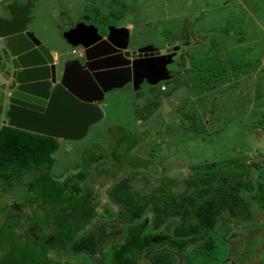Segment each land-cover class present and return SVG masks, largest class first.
Returning <instances> with one entry per match:
<instances>
[{
    "label": "rangeland",
    "instance_id": "rangeland-1",
    "mask_svg": "<svg viewBox=\"0 0 264 264\" xmlns=\"http://www.w3.org/2000/svg\"><path fill=\"white\" fill-rule=\"evenodd\" d=\"M25 1L34 5L29 30L65 59L77 58L81 53L80 48L67 43L64 33L83 20L103 29L110 23L124 25L130 32L131 49L150 45L167 51L179 47L184 54L181 66L175 70L176 85H144L139 92L132 87L112 91L101 105L103 120L91 127L85 139L60 142L54 169L57 177L77 173L83 152L92 146L96 153L105 152L110 157L111 144L121 143L124 138L123 147L135 141L148 144L141 146L139 153L153 161L149 170L129 168L128 158L118 163L105 160L89 168L87 194L99 214L86 233L105 232L120 239L121 235L116 234L127 222L126 216L122 214L123 206L116 205L110 193L117 181L131 175L136 176L130 178L133 189L142 195L138 200L147 204L150 219L154 215L151 209L165 218V210L171 212L185 199L199 197L195 189L188 190L186 186L194 177L202 176L208 181L216 173L210 179V189L221 195L227 190L224 179L239 177L249 167L264 178V0ZM211 47L221 54L216 55L220 60L207 64L219 65L225 75L215 80L217 87L212 93L207 92L198 100L193 94L190 96L191 91L198 89L193 90L189 81H196L195 86L200 84V67H204L207 53L213 55ZM159 90L166 91L165 95ZM145 116L150 119L144 121ZM202 123L205 134L200 129L192 130ZM225 162L228 167H224ZM159 189L157 194L155 190ZM30 194L18 187L0 196V225L3 210L10 206L11 214L19 212L23 217L18 232L28 229L27 218L33 208L22 206ZM133 199L134 203L137 199ZM252 213L255 222H264V215ZM218 231L215 264H227L228 260L232 264H264V253L260 254L264 251V231L254 230L248 237L240 234L237 241L228 244L227 231ZM245 243L248 250L242 258L230 259ZM50 257L59 264H82L68 254L53 252ZM97 259L102 260L100 254ZM185 262L186 259L178 258L174 264Z\"/></svg>",
    "mask_w": 264,
    "mask_h": 264
},
{
    "label": "trees",
    "instance_id": "trees-1",
    "mask_svg": "<svg viewBox=\"0 0 264 264\" xmlns=\"http://www.w3.org/2000/svg\"><path fill=\"white\" fill-rule=\"evenodd\" d=\"M211 48L213 55L207 53L206 64L200 67L201 85L195 86L196 81H189L193 90L198 89L191 91L190 96L193 94L198 100L207 92L212 93L217 87V79L225 75V70L219 65L207 64L220 60L221 54ZM171 76L170 81L163 83L176 85L174 82L178 78L175 74ZM159 93L163 96L166 91L159 90ZM148 119L146 117L144 121ZM161 124L162 127L163 121ZM197 129L201 134L206 133L203 123L192 130ZM124 140L121 143L115 141L118 145L111 144L110 157L105 152L96 153L97 149L92 146L83 152L82 166L77 173L57 177L54 169L56 155L61 151L60 140L0 126V196L23 187L31 197L27 196L29 201L24 202L22 208H33L24 233L17 230L22 214H11L10 206L3 210L0 264H59L50 257L53 252L68 254L82 264H174L178 258L186 259L184 264H215L218 259L215 235L220 228L227 231V244L237 241L240 234L248 237L254 230L264 231V222H255L252 216L253 211L264 215V178L249 167L239 177L227 175L230 179H224L227 187L224 195L210 189L213 185L210 179H214L216 173L208 181H204L202 176L187 181V189H195L199 197L185 199L171 212L165 210V218L155 209L150 210L154 213L153 219L148 217L147 204L139 202L142 195L133 189L130 178H136L135 175L121 179L110 193L116 205L123 206L122 214L126 216L127 222L116 234L121 235L120 239L105 232L86 233L89 224L99 214L87 194L89 168L105 160L118 163L123 158H128L129 168L135 170H149L152 166L151 158L142 157L139 153L141 146L148 144L135 141L123 147ZM224 167H228V163L225 162ZM155 192L158 194L160 189ZM134 197L137 200L133 203ZM247 250L245 243L242 249L234 251L230 259H241ZM99 254L102 260L97 259ZM197 258L201 261L197 262ZM232 262L228 260L227 264Z\"/></svg>",
    "mask_w": 264,
    "mask_h": 264
},
{
    "label": "water",
    "instance_id": "water-1",
    "mask_svg": "<svg viewBox=\"0 0 264 264\" xmlns=\"http://www.w3.org/2000/svg\"><path fill=\"white\" fill-rule=\"evenodd\" d=\"M0 8V126L81 141L103 120L106 94L129 84L137 92L144 82L157 86L172 79L168 67L179 47L149 46L140 50L145 59L131 61V54H121L129 46L127 29L112 27L104 38L94 26L82 24L64 38L84 49L85 64L77 59L61 64L29 30L32 3L0 0Z\"/></svg>",
    "mask_w": 264,
    "mask_h": 264
},
{
    "label": "flooded vegetation",
    "instance_id": "flooded-vegetation-1",
    "mask_svg": "<svg viewBox=\"0 0 264 264\" xmlns=\"http://www.w3.org/2000/svg\"><path fill=\"white\" fill-rule=\"evenodd\" d=\"M30 2V1H29ZM30 3H32V2H30ZM34 7V5H33V3H32V8ZM0 10H1V8H0ZM32 10V9H31ZM32 18V17H31ZM82 24H84L85 26H94L97 30H98V32H99V34L102 36V37H104V38H107L108 37V35H109V30H110V28H116V29H122V28H124V25H120V26H117V25H114L113 23H110V24H108L106 27H105V29H103L101 26H98V25H96V24H94V23H91V22H87L86 20H83V21H80V22H78V23H76L75 25H71V27L67 30V31H70V30H72V29H75L78 25H82ZM66 31V32H67ZM131 37V36H130ZM131 40H129V46H128V48L127 49H125V50H121V54H126V53H129V54H131V57H130V59L129 60H131V61H135V60H141V59H145L146 58V54H141L140 53V50L141 49H143V48H146V47H149V46H140V47H138V48H136V49H131L130 48V45H131V42H130ZM78 48H80L81 49V53L79 54V57H75V58H64V57H58V59H59V61H60V63L62 64L63 62H65V61H68V60H74V59H77V60H79L80 62H81V64H85V60L83 59V54H84V49L82 48V47H78ZM156 48V47H155ZM173 48H175V47H170V48H168V50L169 49H173ZM76 49V48H75ZM157 49V48H156ZM159 51H161L160 49H158ZM74 51H76V50H74ZM173 55H174V59H173V63L168 67L169 68V71L171 72V74L172 75H174L176 72H175V70H178L179 69V67L181 66V64H182V61H183V59H184V54L181 52V50H179V51H177V52H173L172 53ZM149 55V58L151 57V53L150 54H148ZM135 58V59H134ZM122 61H123V59H122ZM172 65H173V68H172ZM144 85H148L147 84V82H144V84L142 85V86H144ZM127 87H132V88H134V86H133V84H129ZM109 94V93H108ZM108 94H106L105 95V99H106V96L108 95ZM103 104V103H102ZM101 104V105H102Z\"/></svg>",
    "mask_w": 264,
    "mask_h": 264
},
{
    "label": "crops",
    "instance_id": "crops-1",
    "mask_svg": "<svg viewBox=\"0 0 264 264\" xmlns=\"http://www.w3.org/2000/svg\"><path fill=\"white\" fill-rule=\"evenodd\" d=\"M31 31V30H30ZM44 45V44H43ZM47 47V46H46ZM51 51H52V54H53V56L57 59L58 57H62V54H60V52H58V51H56V50H52L51 49Z\"/></svg>",
    "mask_w": 264,
    "mask_h": 264
},
{
    "label": "clouds",
    "instance_id": "clouds-1",
    "mask_svg": "<svg viewBox=\"0 0 264 264\" xmlns=\"http://www.w3.org/2000/svg\"><path fill=\"white\" fill-rule=\"evenodd\" d=\"M51 51V50H50ZM51 53H52V51H51ZM74 53H77L76 51H74Z\"/></svg>",
    "mask_w": 264,
    "mask_h": 264
}]
</instances>
